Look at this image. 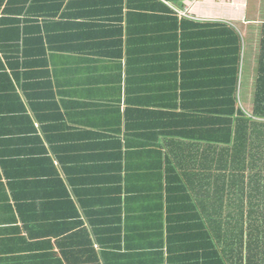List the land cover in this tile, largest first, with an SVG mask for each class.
<instances>
[{
    "label": "crops",
    "instance_id": "0c3cea01",
    "mask_svg": "<svg viewBox=\"0 0 264 264\" xmlns=\"http://www.w3.org/2000/svg\"><path fill=\"white\" fill-rule=\"evenodd\" d=\"M129 1L0 6V264H264V0Z\"/></svg>",
    "mask_w": 264,
    "mask_h": 264
},
{
    "label": "built area",
    "instance_id": "2783aa9c",
    "mask_svg": "<svg viewBox=\"0 0 264 264\" xmlns=\"http://www.w3.org/2000/svg\"><path fill=\"white\" fill-rule=\"evenodd\" d=\"M198 2H200V0H192L190 6L184 7L183 9L179 10L175 8V11L178 12V14L181 16H190L191 7Z\"/></svg>",
    "mask_w": 264,
    "mask_h": 264
},
{
    "label": "trees",
    "instance_id": "16d2710c",
    "mask_svg": "<svg viewBox=\"0 0 264 264\" xmlns=\"http://www.w3.org/2000/svg\"><path fill=\"white\" fill-rule=\"evenodd\" d=\"M3 1H4V0H0V6L2 5V2H3ZM171 2H175V1H171ZM7 3H8L9 5H11V6H13V5H17V4H18V3L16 2V0H7ZM127 4H128V6H129V5H131V6H136L135 4H131V1H129V0H128ZM2 11H7L6 6L3 8ZM19 11H20V9H19ZM52 15H54L53 12L50 13L49 16H52ZM193 26L196 27V28H199V24H196V25H193ZM223 29H224V31H227L226 28H223ZM176 45H177V41H176Z\"/></svg>",
    "mask_w": 264,
    "mask_h": 264
},
{
    "label": "rangeland",
    "instance_id": "374dc122",
    "mask_svg": "<svg viewBox=\"0 0 264 264\" xmlns=\"http://www.w3.org/2000/svg\"><path fill=\"white\" fill-rule=\"evenodd\" d=\"M175 1V3H178L180 0H174Z\"/></svg>",
    "mask_w": 264,
    "mask_h": 264
},
{
    "label": "water",
    "instance_id": "95a60500",
    "mask_svg": "<svg viewBox=\"0 0 264 264\" xmlns=\"http://www.w3.org/2000/svg\"><path fill=\"white\" fill-rule=\"evenodd\" d=\"M168 1H174V0H168Z\"/></svg>",
    "mask_w": 264,
    "mask_h": 264
}]
</instances>
